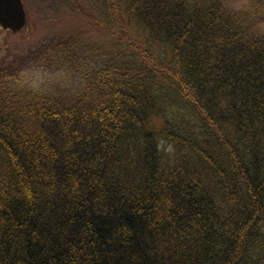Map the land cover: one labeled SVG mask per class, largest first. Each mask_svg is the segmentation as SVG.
Returning <instances> with one entry per match:
<instances>
[{
    "label": "trees",
    "instance_id": "obj_1",
    "mask_svg": "<svg viewBox=\"0 0 264 264\" xmlns=\"http://www.w3.org/2000/svg\"><path fill=\"white\" fill-rule=\"evenodd\" d=\"M35 1L107 39L0 61V264H264V0Z\"/></svg>",
    "mask_w": 264,
    "mask_h": 264
},
{
    "label": "rangeland",
    "instance_id": "obj_2",
    "mask_svg": "<svg viewBox=\"0 0 264 264\" xmlns=\"http://www.w3.org/2000/svg\"><path fill=\"white\" fill-rule=\"evenodd\" d=\"M24 3L28 20L21 31H7L0 26V61L10 59L13 54L21 53L24 49L38 44L44 37L55 33L71 35L80 32L82 37L99 42L107 39L83 14L70 12L65 5L55 4V7H45L46 11L39 12L35 0H24ZM70 76L65 70L35 69L25 72L21 83L48 91L56 85L70 83Z\"/></svg>",
    "mask_w": 264,
    "mask_h": 264
},
{
    "label": "water",
    "instance_id": "obj_3",
    "mask_svg": "<svg viewBox=\"0 0 264 264\" xmlns=\"http://www.w3.org/2000/svg\"><path fill=\"white\" fill-rule=\"evenodd\" d=\"M27 22V11L23 0H0V26L4 30L17 32Z\"/></svg>",
    "mask_w": 264,
    "mask_h": 264
}]
</instances>
